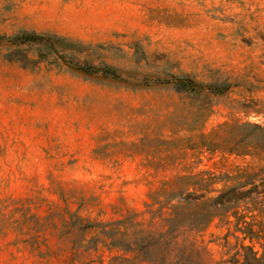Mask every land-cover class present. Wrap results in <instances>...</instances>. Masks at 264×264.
<instances>
[{
    "label": "rangeland",
    "instance_id": "1",
    "mask_svg": "<svg viewBox=\"0 0 264 264\" xmlns=\"http://www.w3.org/2000/svg\"><path fill=\"white\" fill-rule=\"evenodd\" d=\"M113 2L0 0L1 35L67 38L45 56L22 46L26 63L0 47V264H67L71 251L58 239L64 219L148 218L152 191L179 172L264 171V157L201 144L225 122L264 127V0H139L124 15L112 13ZM181 75L227 86L181 91L173 83ZM242 135L264 142L251 126ZM245 213L264 221L258 210ZM230 219L187 237L208 260L230 259L234 235L244 236Z\"/></svg>",
    "mask_w": 264,
    "mask_h": 264
},
{
    "label": "trees",
    "instance_id": "2",
    "mask_svg": "<svg viewBox=\"0 0 264 264\" xmlns=\"http://www.w3.org/2000/svg\"><path fill=\"white\" fill-rule=\"evenodd\" d=\"M65 40L66 37L58 34L23 30L14 35L0 34V47L6 46L9 50L5 54L7 58H23L26 63L30 59L22 46L36 45L38 54L45 56L47 48L53 49ZM68 62L85 72L119 76L111 67ZM173 83L177 89L187 92L205 89L208 93H218L227 86L200 83L189 75L175 76ZM245 126L264 132V127L258 124L225 122L211 134H204L202 148L238 156L264 157V142L243 136ZM263 173V169L253 171L240 166L220 173L210 169L179 172L163 180L152 191L151 202L143 212L149 215L148 218L139 213H128L112 221L93 223L71 215L70 219H64L58 231L59 244L71 251L67 264H264V221H257L256 215L248 221L245 213L258 210L264 215ZM242 203L250 205L242 210ZM230 215L236 219V231H241L244 236L234 235L238 241L237 250L230 259L208 260L205 249L191 242L187 233L203 231L217 218L232 224ZM226 244H230L228 238ZM104 249L111 253L108 259L104 254L94 256ZM192 251L198 254L197 259L192 258Z\"/></svg>",
    "mask_w": 264,
    "mask_h": 264
},
{
    "label": "crops",
    "instance_id": "3",
    "mask_svg": "<svg viewBox=\"0 0 264 264\" xmlns=\"http://www.w3.org/2000/svg\"><path fill=\"white\" fill-rule=\"evenodd\" d=\"M96 1V2H95ZM108 1L111 0H94V3H96L97 6H104L106 5ZM114 2V9L113 10V14L116 15H124V14H129V13H136V7L138 5V1L139 0H128V2H130V7L129 9H127V7H125V5L122 4V1L125 0H113ZM149 5L152 6L153 5V0H149Z\"/></svg>",
    "mask_w": 264,
    "mask_h": 264
}]
</instances>
